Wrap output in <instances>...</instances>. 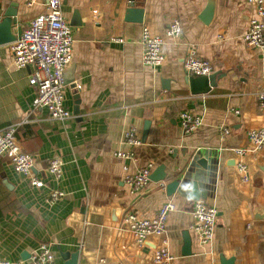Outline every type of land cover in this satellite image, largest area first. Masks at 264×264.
I'll use <instances>...</instances> for the list:
<instances>
[{"label":"crops","instance_id":"crops-1","mask_svg":"<svg viewBox=\"0 0 264 264\" xmlns=\"http://www.w3.org/2000/svg\"><path fill=\"white\" fill-rule=\"evenodd\" d=\"M62 1L73 35L66 70L73 69L74 80L65 88L71 118L51 120L45 109L29 113L35 97L32 69L14 65L11 44L0 46V129L18 125L19 142L35 157L33 172L46 183L33 187L0 157V259L32 264V252L46 243L55 264H67L75 253L77 264H156L163 237L150 234L139 242L125 216L152 218L172 200L177 208L167 220L169 264H221L222 257L234 258V264H264V220L255 216L256 207L264 209V146L254 147L248 135L264 128V49L243 39L255 5L247 0ZM46 2L0 0V15L15 3L24 28ZM130 8L142 9L139 20L129 17ZM174 20L182 26L179 37L166 35ZM145 26L164 39L165 61L159 67L143 61ZM190 48L213 63L215 86L206 94L190 91L183 66ZM184 110L202 117L192 133L181 127ZM130 128L143 141L134 147L136 161L116 156L130 148L123 142ZM240 147L247 148L244 155L234 150ZM55 156L64 162L59 180L47 170ZM149 163L151 175L163 168L161 173H176L186 187L197 181L207 191L204 200L218 210L210 243L202 245L192 228L195 200L178 191L169 195L167 182L150 179L144 193L127 183L124 165L133 173ZM53 189L65 195L48 202Z\"/></svg>","mask_w":264,"mask_h":264},{"label":"built area","instance_id":"built-area-1","mask_svg":"<svg viewBox=\"0 0 264 264\" xmlns=\"http://www.w3.org/2000/svg\"><path fill=\"white\" fill-rule=\"evenodd\" d=\"M38 0H28L31 5ZM256 7L255 16L250 21V29L243 36L249 46L264 49V0H247ZM182 26L178 20L170 23L166 31L169 37H179ZM113 41H123L122 37H113ZM142 43L144 45L143 61L146 65L159 67L165 61L164 39L161 35L151 32L149 27L143 28ZM72 30L63 14L62 0H47L45 10L34 16L22 29L21 35L11 44L13 63L18 68H31L29 78L30 85L34 88L35 97L31 103L29 113L45 109L48 117L54 121H65L71 118L72 112L65 106V81L64 72L72 62ZM189 76H210L214 70L212 61L197 55L195 49L190 48L187 58L183 63ZM264 105V94L260 95ZM238 113V110H235ZM181 127L186 134L194 132L201 124L202 117L190 111L180 113ZM17 124L8 125L0 129V157L9 159L15 170L29 179L33 187L43 188L46 183L37 177L34 172L35 157L25 151L19 142L16 133ZM225 133L229 130L224 128ZM250 142L256 148L264 146V128L251 129L248 133ZM123 142L129 145L126 150H118L116 156L121 160H137L135 148L143 143L141 137L134 128L124 132ZM240 155H244L247 148H234ZM63 160L55 156L49 160L47 170L55 178L63 175ZM153 164L137 168L129 173L126 181L136 192L144 193L150 182ZM241 172H246V166L239 164ZM64 191L51 190L48 202H55L64 197ZM176 204L169 200L159 209L152 218H143L134 212H128L125 221L139 242H143L148 235L154 234L163 237L162 244L154 253L156 264H169L172 256L169 251V239L167 237V220L169 214L176 209ZM192 228L197 233L202 245H207L214 238L217 224L218 210L204 199L195 200L192 208ZM32 264H55V254L51 246L40 244L31 254ZM0 264H24L23 260L0 259Z\"/></svg>","mask_w":264,"mask_h":264},{"label":"water","instance_id":"water-1","mask_svg":"<svg viewBox=\"0 0 264 264\" xmlns=\"http://www.w3.org/2000/svg\"><path fill=\"white\" fill-rule=\"evenodd\" d=\"M17 6H11L8 8L2 15H0V46L8 45L15 42L22 33V26L18 23L17 19ZM142 9L130 8L128 15L134 20H139V14H142ZM73 71L72 68H69L65 71V85L71 83L74 79L70 75ZM212 76H189L188 83L190 85V91L194 95L206 94L212 90V87L215 84L212 81ZM75 113L78 114V108L75 109ZM203 164L204 162H200ZM163 169V168H161ZM161 169L157 170L150 176V179L154 181H163L166 183V190L169 195L175 193L176 191L182 192L187 198L192 200L206 199L207 191L201 190L197 181H193L191 187H186L181 178L176 177V173H171L167 175L165 172H160ZM116 216H119V211L115 212ZM255 216L259 220H264V209L259 207L255 208ZM185 244L187 251L190 249V237L189 233L185 232ZM78 254H71L70 260L67 264H77ZM234 258H221V264H234Z\"/></svg>","mask_w":264,"mask_h":264}]
</instances>
